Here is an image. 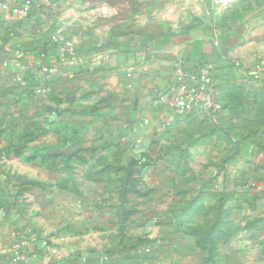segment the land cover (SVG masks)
<instances>
[{
  "label": "rangeland",
  "instance_id": "rangeland-1",
  "mask_svg": "<svg viewBox=\"0 0 264 264\" xmlns=\"http://www.w3.org/2000/svg\"><path fill=\"white\" fill-rule=\"evenodd\" d=\"M57 1L61 0H53L45 6L43 16L31 20L23 34L10 33L3 42L4 49L9 45V50L5 49L8 56L0 60V78H3L0 84L4 83L0 86V264H86L83 263L85 257L77 252L78 244L86 238L89 243H96L98 236L104 239L114 234L117 240L105 245L99 264H189L191 242L184 237L178 241L184 250L175 251V256L165 250L157 258L155 253L147 256L135 253L130 258L129 244H124L127 242L126 221L128 213L140 211L131 204L136 202V194L130 193H136L138 185L147 184L145 178L149 170H165V187L178 182L182 190L201 184L216 189L223 183L224 173V179L232 182L228 184L237 185L247 194L262 192L264 130H235L236 137L250 134L257 142L258 156L253 158L252 155L250 160H238L239 147L233 140L228 144L229 136H223L225 148L214 145L208 150H195L198 142H192L189 137L207 131L206 127L199 126L174 132L170 124L166 125L156 135L164 144L148 147L137 140L136 133L122 127V113L115 109L98 110V100L92 94L77 96L75 85L71 84L66 89L68 93L62 96L59 89L54 96L49 92L44 96L45 83H31V77L40 72L46 61L54 62L51 52L55 48L50 43L52 30L59 29L63 34L62 21L75 17L68 11L73 1L51 8ZM216 9L211 23L205 17L198 18L211 30L218 31L221 23L223 30L227 26L224 34H211L212 40L218 44L222 38L228 39L229 51L252 42L256 50L252 56L261 53L259 61H263L264 0H233L227 7ZM29 17L22 23H28ZM19 36L22 38L18 45ZM62 37L64 39L65 35ZM216 47L219 50L220 47ZM211 65L213 79L224 74L222 68L214 70ZM227 65L228 74L223 75L227 88L238 89L235 92L264 89V78L261 85L254 79L264 75L261 66L249 70L253 78L247 84L239 80L238 73L242 71L239 60H230ZM239 99L246 100L248 107L256 110L252 116L257 121L264 118V108L261 112L256 109L259 100L264 102V97ZM228 118L231 119V115ZM165 155L170 159L162 163L159 159ZM130 165L138 172L130 178L127 185L130 187L126 186L128 192L123 194L122 177L114 170ZM142 171L145 172L141 174ZM147 179L152 180V185L160 177L148 176ZM164 192L167 198V189ZM245 198L252 200L250 195ZM159 212L164 213L161 209ZM92 221L97 225L93 226ZM28 226L33 228L29 229V235L25 229ZM82 229L99 230L103 235L85 234L84 237ZM31 238H34L32 243ZM45 238L48 243L41 244L39 240Z\"/></svg>",
  "mask_w": 264,
  "mask_h": 264
},
{
  "label": "crops",
  "instance_id": "crops-1",
  "mask_svg": "<svg viewBox=\"0 0 264 264\" xmlns=\"http://www.w3.org/2000/svg\"><path fill=\"white\" fill-rule=\"evenodd\" d=\"M69 1L74 3H71L72 7L68 11L74 13L75 17L63 20L61 26L65 28V41L74 42L75 64L69 65L67 60L62 62L57 75L35 72L31 83L44 82V96L46 92L54 96L57 89L61 90L60 96L67 94L66 89L71 84L75 85L77 96L81 93L84 96L92 94L98 100V110L115 109L122 113V127L136 133L137 140L146 143L148 147L164 144L157 140L156 135L168 122L174 132L198 126L202 129L206 127L207 131L203 134L208 133L213 125L205 120V115L179 117L158 100V95L167 92L172 85L173 70L178 63L182 64L186 73L194 72L204 64H213L214 70L222 68L223 75L227 76L228 61L237 59L242 63V71L238 73L239 80L247 84L253 78L249 73L250 69L261 66L264 70V60L259 61L261 53L257 52L258 55L252 56L256 51L252 42L237 46L236 51H229L227 38H222V42L219 41L218 44L212 40L211 34H224L228 30L226 25L225 31L222 29V23L218 31L215 28L211 30V27L203 26L199 21L198 18L205 17L212 22V16L220 6L212 0H61L51 8L65 6ZM43 8L35 9L28 23H4L0 20V60L8 56V53H4V39L10 33L23 34L33 20L43 16ZM21 38L19 36L16 39L18 45ZM216 44L220 47L219 50ZM51 53L55 57L58 55L56 49ZM45 63L44 66L50 65L52 61ZM223 75L214 76L213 86L222 104L220 125L231 138L228 144L233 140V144L239 147L237 154L241 157L238 160H250L252 155L253 158L258 156L257 142L250 134L236 137L235 130H264V118L257 121L252 116L256 110H251L246 100L237 99L263 98L264 89L248 88L235 92L238 89L225 86L228 82ZM263 78L264 75H258L254 79L259 80L258 84L261 85ZM0 79L2 81L3 78ZM0 86H4V83ZM262 103L263 100H259L256 106L260 112L264 108ZM230 115L231 119L228 118ZM198 137L195 134L189 138L193 142ZM222 139L221 133L214 134L206 141L198 142L195 150H208L214 145L225 148ZM166 159L170 158L165 155L159 160L163 163ZM137 172L134 171V176H137ZM147 172L148 176L160 179L151 185L152 180L147 179V176V184L138 185L135 187L136 193H130L136 194V202L132 201L131 204L140 210L136 214L128 213L126 221L127 242L124 244H129L127 247L130 258L135 253L144 256L155 253L157 258L165 250L170 256H175V251L184 250L178 242L184 237L191 242L189 264H264V191L247 194L237 185L228 184L230 180L224 179V173L220 174L223 183L216 189L201 184L189 185L186 190H182L178 182L164 186L165 170ZM166 189L167 198L164 197ZM220 194L224 195L225 201L218 216L216 209ZM248 195L252 196V200L245 198ZM159 209L164 213H160ZM217 218L222 228L221 232L212 236L216 244L210 250L208 242H204L202 235L193 232V229L201 228ZM94 223L95 221L91 222L93 226L97 225ZM88 226L92 229L90 224ZM186 227L188 229H184ZM25 229L27 235L29 229L33 230L31 226ZM95 229H82V236L103 235ZM114 236L115 234L104 239L98 236L96 243H89L86 238L78 244L77 252L85 257L83 263L99 264L98 258L105 245H112L113 240H117V236ZM30 240L32 243L34 238ZM47 241V238L39 240L41 244L48 243ZM122 249L124 248L121 247Z\"/></svg>",
  "mask_w": 264,
  "mask_h": 264
},
{
  "label": "built area",
  "instance_id": "built-area-1",
  "mask_svg": "<svg viewBox=\"0 0 264 264\" xmlns=\"http://www.w3.org/2000/svg\"><path fill=\"white\" fill-rule=\"evenodd\" d=\"M53 0H0V20L4 23L25 21L38 8L45 7ZM225 8L233 0H212ZM62 32L56 29L50 36V43L57 50V57L50 65L42 66L44 75H55L62 62L74 65L72 41H65ZM217 45V44H216ZM6 49H8L6 47ZM212 65L204 64L194 72L186 73L181 63L173 70L172 85L167 92L158 95V100L180 117L205 115L213 124H218L222 104L214 92ZM168 122L167 125H169Z\"/></svg>",
  "mask_w": 264,
  "mask_h": 264
},
{
  "label": "trees",
  "instance_id": "trees-1",
  "mask_svg": "<svg viewBox=\"0 0 264 264\" xmlns=\"http://www.w3.org/2000/svg\"><path fill=\"white\" fill-rule=\"evenodd\" d=\"M189 117V116H188ZM207 120V122L210 120H208L207 118L205 119ZM221 120L219 119V122L218 124H213L211 125V130L206 133V134H202L200 135L197 139L193 140L194 143H197V142H200V141H204L206 140L207 138H209L210 136L214 135V134H219L221 133L223 136H229L228 132L226 130H224L222 128V126L220 125V122ZM115 173H119L122 177V180H121V187L123 188V191L122 193L123 194H126L128 192L126 186L129 185L130 183V178L133 176V170L131 168V165L130 167L128 168H123V167H119L118 169L114 170ZM127 187H130V186H127ZM218 206H217V209H216V212H217V215L219 216V212H220V208L222 207L224 201H225V198H224V195L223 194H220L218 195ZM221 222L220 220L217 218L213 221H210V222H207L206 225H204L203 227L201 228H195L193 229V232L195 233H198V234H201L202 237H203V241L204 242H208L209 246H210V250H213L214 247H215V244H216V241L212 239V236L217 232H221Z\"/></svg>",
  "mask_w": 264,
  "mask_h": 264
}]
</instances>
